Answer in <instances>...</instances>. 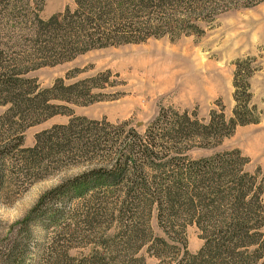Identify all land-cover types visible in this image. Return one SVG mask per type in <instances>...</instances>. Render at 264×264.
<instances>
[{
	"label": "trees",
	"instance_id": "obj_1",
	"mask_svg": "<svg viewBox=\"0 0 264 264\" xmlns=\"http://www.w3.org/2000/svg\"><path fill=\"white\" fill-rule=\"evenodd\" d=\"M73 1L74 9L67 6L43 19L38 12L44 0H0V106L5 107L0 113V190L29 175L40 177L48 161L67 152L81 159L91 153L85 157L89 167L43 193L19 221L24 243L15 239L0 253V264H26L31 228L40 216L36 211L52 195L89 202L112 198L120 215H94L88 207L82 215H46L44 226L61 231L46 244L43 264H149L146 255L156 264H264L261 169L246 171L248 157L237 148L196 159L187 154L191 141L214 146L237 126L259 121L249 82L253 58L234 63L230 117L211 110L208 121L200 122L194 113L161 108L143 134L131 129L133 141L106 131L125 123L73 115L72 108L55 102L95 100L90 88L96 87V77L70 84L59 78L41 87L28 76L92 48L202 35L200 23L222 11L219 0ZM55 114L70 118L38 132L33 146L24 147L25 129ZM154 207L162 235L150 225ZM128 210L133 215H124ZM188 223L197 226L204 241L195 253L187 249ZM78 245L89 246L87 253L72 255L70 249Z\"/></svg>",
	"mask_w": 264,
	"mask_h": 264
},
{
	"label": "rangeland",
	"instance_id": "obj_2",
	"mask_svg": "<svg viewBox=\"0 0 264 264\" xmlns=\"http://www.w3.org/2000/svg\"><path fill=\"white\" fill-rule=\"evenodd\" d=\"M250 1L254 0H219L222 11L212 20L200 23L204 29L202 35H181L176 39L165 35L141 42L92 48L70 60L32 70L28 76L35 78L41 87H50L59 78L70 84L96 77L93 82L96 87L90 88L97 96L95 100L85 105L55 102L72 108L73 115L105 119L113 125L125 123L123 127H109L106 131H111L110 134L119 132L123 141H133L135 135L131 129L143 134L161 108L194 113L200 122L208 121L211 110L222 111L226 118L230 117L235 104L234 63L237 59L251 57V65L255 68L249 79L251 101L257 106L259 121L237 126L231 135L214 146L203 147L199 145L200 141H191L187 154L196 159L237 148L248 157L246 171L253 173L260 168L264 174V0L243 5ZM67 6L74 9V1L44 0L38 16L46 19ZM261 25L263 30L259 32ZM146 60L150 63L143 65ZM4 109L0 106V113ZM69 118L70 115L55 114L27 127L23 146H33L38 132L55 124H66ZM68 154L48 161L40 177L29 175L24 182L20 180L0 190V253L6 251L15 239L24 243V227L19 221L43 193L91 165L90 161H85L91 153L82 159L77 154V158ZM87 207L94 215H120L119 206L112 198L103 202L72 200L61 195L46 198L35 214L41 217L36 218L31 228L26 264H43L46 244L51 236L55 237L61 231L52 224L50 228L44 226L46 215H71L69 211H74L72 215H82L80 212ZM124 215L133 214L128 210ZM150 215L151 228L154 233L162 235L155 207ZM261 230L264 233V225ZM184 236L191 253H195L204 242L194 223L186 224ZM81 245L72 247L70 253L77 256L87 253L89 246ZM146 260L149 264L158 262L148 255Z\"/></svg>",
	"mask_w": 264,
	"mask_h": 264
},
{
	"label": "bare ground",
	"instance_id": "obj_3",
	"mask_svg": "<svg viewBox=\"0 0 264 264\" xmlns=\"http://www.w3.org/2000/svg\"><path fill=\"white\" fill-rule=\"evenodd\" d=\"M263 25H261L260 27H258V30H259V32L261 31L262 32V30H263V27H262ZM149 62V60H146V61H144V63H143V65H147V64H149L148 63ZM139 65V64H138ZM140 65H142V64H140ZM152 67V66H151ZM149 69V68H148ZM153 69V68H152ZM147 70V69H146ZM150 71V70H149Z\"/></svg>",
	"mask_w": 264,
	"mask_h": 264
}]
</instances>
